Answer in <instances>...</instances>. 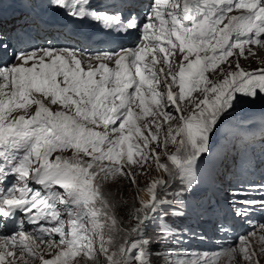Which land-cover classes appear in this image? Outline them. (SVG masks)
<instances>
[{
    "label": "snow or ice",
    "instance_id": "snow-or-ice-1",
    "mask_svg": "<svg viewBox=\"0 0 264 264\" xmlns=\"http://www.w3.org/2000/svg\"><path fill=\"white\" fill-rule=\"evenodd\" d=\"M101 3L103 0H41L37 6L63 12L75 20L90 19L126 37L138 36L136 46L94 57L87 54L101 63L86 70L76 50L51 47L16 52L14 58L21 63L0 66V88L10 82L14 89L7 99L0 98V231L15 229L11 235H0V264L15 257L9 249L17 246L23 264H29L26 256L38 257L42 264H70L81 253L88 257V264H152L156 244L180 243L183 233L174 231L176 218L184 217L190 208L202 215L216 212V162L231 160L245 168L264 166V117L232 122L238 107L264 98V68L246 71L237 61L235 70L222 69V78L215 82L205 75L209 68L215 69L233 56L235 49L243 56L249 45L264 48V0H176L170 6L168 0H152L143 15L135 0L105 3L103 7ZM164 6L169 7L167 12L162 11ZM234 8L245 11L230 16ZM153 20L159 21L158 32ZM225 20L227 23L220 27ZM165 45L184 53L178 71L173 73L169 64L164 76L168 89L164 103L175 109V116L172 111L160 110L158 97L162 94L153 86L154 81L160 84V79L144 63L146 55L153 54L151 64H156V48L167 60ZM0 48L7 50L8 45L0 44ZM208 49L212 55H200ZM193 54L195 58L189 59ZM29 61L34 62L25 66ZM103 61H114L115 67ZM159 71L165 73L164 68ZM169 76L172 83L167 82ZM177 80L179 91L173 92ZM201 85L203 99L197 98L190 114L184 115L178 101ZM145 91L151 95L146 97ZM49 98L51 105L59 102L67 110L52 111L45 103ZM32 104L37 107L30 117L9 118L13 109ZM133 105L140 111H134ZM149 115L154 117L151 123L155 130L145 124L149 134L144 135L137 122ZM170 119L178 121L175 134L170 125L161 153L151 149L157 166L168 178L151 181L147 187L150 199L140 198L139 207L134 200L127 224L121 227L124 221L119 212L124 202L114 199L105 190L106 184L117 177L136 183L134 165L147 161L148 146L157 141L161 120ZM101 125L104 131L95 130ZM134 133L142 137V143L134 142ZM169 137L178 144L177 150L168 156L170 164L160 163ZM69 148L75 150L72 157L57 156L50 161L53 151ZM134 152L138 153L135 157ZM36 162L38 166L33 167ZM33 185L42 186L43 191ZM227 195L233 218L264 229V224L249 219L257 209L264 213V180H237ZM25 224L35 226L39 235L27 232ZM234 226L227 215L216 225L225 234ZM52 235L59 236V251L45 259L35 240L43 243L45 236ZM237 243L239 247L222 248L215 254L217 259L239 255L238 264H259L257 251L245 236ZM172 255L168 250L166 264H216L207 253L194 261L179 256L171 259ZM259 255L264 256V247ZM8 264H15V259Z\"/></svg>",
    "mask_w": 264,
    "mask_h": 264
},
{
    "label": "rangeland",
    "instance_id": "rangeland-1",
    "mask_svg": "<svg viewBox=\"0 0 264 264\" xmlns=\"http://www.w3.org/2000/svg\"><path fill=\"white\" fill-rule=\"evenodd\" d=\"M247 55V56H246ZM241 59V60H240ZM239 62L240 67H255L259 64H262L264 62V50L259 49V48H250L248 51L244 52V55L241 57H238L236 60L235 58H231L228 62H226L222 67L218 68L217 70L213 71L210 73V80L216 81L218 78H221L223 76V72L221 71L222 69H227V70H233L236 68V62ZM219 74V77L217 76ZM1 98V97H0ZM197 98L203 99V91L200 90L196 96L188 100L185 104V108L190 111L194 107V103L196 102ZM17 109H13L11 116L9 117L10 119L14 117L16 114ZM173 112V110H172ZM239 113V109L237 108L236 112L233 114L236 116V114ZM173 116H175V113H173ZM178 123L176 120H169L168 122H163L161 120V127H160V132L157 138V141L152 142V146H148L149 149V156L146 162H142L140 165H134L133 171L136 173V183H133L129 179L125 177H117L112 180H110L107 184L106 187L111 190V192L118 191L119 195L124 198L126 201V204L123 205L124 207V213L121 211V213L126 214L128 217V212H126L128 209H130V204H133V201H136L135 206L139 207V199L143 198L144 200L150 199L151 194L147 191V187L150 185L151 181L154 179H167V174L163 172L162 169H160L157 166L156 160L153 158L151 155V149L155 148L157 153H161L162 148H163V139L167 135V129L171 125L173 128V134H175V126ZM147 125H150V128L155 130L154 125L150 122ZM180 137H177V141H179ZM140 142L142 143V138H140ZM139 141L136 143H140ZM178 144H174L171 142V139L169 137V143L167 145V153L166 154H161L160 155V163H168L170 164L171 161L168 159V156L175 150H177ZM136 155V153H134ZM85 158L84 156H82ZM89 159V158H86ZM138 189L140 191H138ZM159 194V192H158ZM113 195V194H112ZM126 226V221L125 223L121 224V227ZM154 230L150 231V235L153 234ZM251 234V235H250ZM190 237L192 241H189ZM185 236L186 241H187V248L185 249V252L182 256L184 259L194 261L198 260L199 254L201 253H207L208 258L210 261H215L216 264H238V261L240 260L239 255H237L235 258H230L227 255H222L218 259L216 257L217 251H210L209 249H204L199 245L201 240L196 239L195 235L189 234ZM246 238L250 241L251 247L254 248L257 251V259L259 260V264H264V256L259 255V250L261 247H264V229L262 228H253L249 229L247 232ZM191 247L196 248L195 254L191 256H187L188 253L194 252ZM236 247H239L237 245ZM156 253H160V255H156ZM178 256L172 255L171 259H176ZM100 259L103 260V255H100ZM167 259L169 257L167 256V251L164 252H156V249L153 247V257H152V264H166ZM31 264V262H29ZM71 264H88V257H86L83 253L80 254V258H75L74 261Z\"/></svg>",
    "mask_w": 264,
    "mask_h": 264
},
{
    "label": "trees",
    "instance_id": "trees-1",
    "mask_svg": "<svg viewBox=\"0 0 264 264\" xmlns=\"http://www.w3.org/2000/svg\"><path fill=\"white\" fill-rule=\"evenodd\" d=\"M105 190L108 191L109 193L113 194V198H114V199L123 201V202H124L123 205L126 204V201L124 200V198H122V197L119 195L118 191H115V192L112 193L111 190H109L107 187H105ZM123 205L121 206V210H120V212H119V218H120L122 221H124V223H125V221H126V224H127V219H128V217L126 216V214H125V216H124V214H123V213H124V210H123L124 207H123ZM132 205H133V204H130V207H132ZM130 209H131V208H130ZM130 209H128L126 212L129 213ZM121 211H122L123 213H121ZM154 248L156 249V252H164V251H167L168 249H172V250L177 249V248H175L174 246H167L165 243L156 244V245L154 246ZM162 249H163V250H162ZM175 251H176V250H175Z\"/></svg>",
    "mask_w": 264,
    "mask_h": 264
},
{
    "label": "bare ground",
    "instance_id": "bare-ground-1",
    "mask_svg": "<svg viewBox=\"0 0 264 264\" xmlns=\"http://www.w3.org/2000/svg\"><path fill=\"white\" fill-rule=\"evenodd\" d=\"M163 250V249H162Z\"/></svg>",
    "mask_w": 264,
    "mask_h": 264
}]
</instances>
